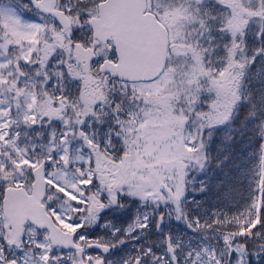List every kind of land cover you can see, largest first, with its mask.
Returning <instances> with one entry per match:
<instances>
[{"label":"snow or ice","instance_id":"6c2138e0","mask_svg":"<svg viewBox=\"0 0 264 264\" xmlns=\"http://www.w3.org/2000/svg\"><path fill=\"white\" fill-rule=\"evenodd\" d=\"M0 264H264V0H0Z\"/></svg>","mask_w":264,"mask_h":264}]
</instances>
